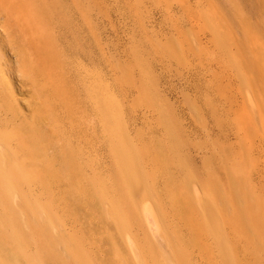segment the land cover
<instances>
[{"label": "rangeland", "instance_id": "rangeland-1", "mask_svg": "<svg viewBox=\"0 0 264 264\" xmlns=\"http://www.w3.org/2000/svg\"><path fill=\"white\" fill-rule=\"evenodd\" d=\"M90 7L106 16L107 176L0 178V264H264V0Z\"/></svg>", "mask_w": 264, "mask_h": 264}, {"label": "bare ground", "instance_id": "bare-ground-1", "mask_svg": "<svg viewBox=\"0 0 264 264\" xmlns=\"http://www.w3.org/2000/svg\"><path fill=\"white\" fill-rule=\"evenodd\" d=\"M90 9V0H0V178H106V16ZM132 166L138 176L123 182L137 203L145 181ZM206 214L220 241L221 225Z\"/></svg>", "mask_w": 264, "mask_h": 264}]
</instances>
